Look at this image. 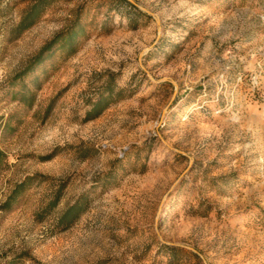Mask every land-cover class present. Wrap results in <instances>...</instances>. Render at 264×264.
Listing matches in <instances>:
<instances>
[{"label": "rangeland", "instance_id": "rangeland-1", "mask_svg": "<svg viewBox=\"0 0 264 264\" xmlns=\"http://www.w3.org/2000/svg\"><path fill=\"white\" fill-rule=\"evenodd\" d=\"M34 1L0 0V264H264V0H48L19 34Z\"/></svg>", "mask_w": 264, "mask_h": 264}, {"label": "trees", "instance_id": "trees-1", "mask_svg": "<svg viewBox=\"0 0 264 264\" xmlns=\"http://www.w3.org/2000/svg\"><path fill=\"white\" fill-rule=\"evenodd\" d=\"M49 4L48 0H35L29 9L28 12H26L20 19L17 30H19V34L25 32L29 28H31L39 19L41 14L44 12L46 6ZM78 28L80 29V26L78 24V21H74L73 24L67 28L66 30L54 35L49 41H47L40 50L31 58L29 63L26 65V67L18 74L17 78H22L25 75H27L29 72L33 70L34 67L41 64L44 60H46L48 57L52 56L53 53L56 51H63L62 55L65 59L68 58V55L72 54L75 51V43H74V36L77 33ZM79 31V30H78ZM83 33V31H82ZM109 94H112L109 93ZM102 96L92 104V109L88 114L89 119H94L98 117L101 112L105 109L107 104H104L101 100ZM91 113V114H90ZM23 183L18 184L14 190L11 192V194L8 196L6 202L2 206L4 210L9 209V205L16 201L18 196L22 193ZM61 189L58 191V194L55 196L53 201L50 203V205L47 207L45 211H51L53 207L58 202V197L60 196ZM82 200V199H81ZM79 201L77 200L74 204L69 206L59 217V225H63L64 229L70 227L79 217L80 214H82V210H84V204L83 207L79 205ZM81 207V208H79ZM81 209V210H80ZM17 259H21L20 257L12 258L5 262L4 264H19Z\"/></svg>", "mask_w": 264, "mask_h": 264}]
</instances>
